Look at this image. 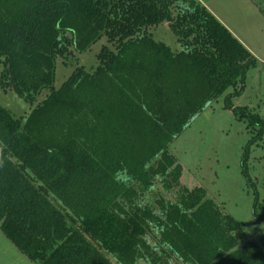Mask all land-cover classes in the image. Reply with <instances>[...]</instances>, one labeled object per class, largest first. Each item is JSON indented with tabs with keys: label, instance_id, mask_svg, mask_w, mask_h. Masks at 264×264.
<instances>
[{
	"label": "trees",
	"instance_id": "16d2710c",
	"mask_svg": "<svg viewBox=\"0 0 264 264\" xmlns=\"http://www.w3.org/2000/svg\"><path fill=\"white\" fill-rule=\"evenodd\" d=\"M164 23L179 50L150 33ZM103 37L98 68L56 90L58 60ZM258 63L198 0H0L2 88L50 90L24 119L0 105V230L39 264H264V235L184 187L169 151Z\"/></svg>",
	"mask_w": 264,
	"mask_h": 264
},
{
	"label": "rangeland",
	"instance_id": "374dc122",
	"mask_svg": "<svg viewBox=\"0 0 264 264\" xmlns=\"http://www.w3.org/2000/svg\"><path fill=\"white\" fill-rule=\"evenodd\" d=\"M198 1L229 31L239 33L241 42L252 49L247 47L259 63L249 71L241 95L227 103V96L233 92L230 89L210 104L171 143L169 151L183 168L181 184L188 189L204 188L210 198L242 224L247 241L260 242L264 221H257L254 212L258 200L256 213L264 214V132L251 124L249 114L264 119V13L251 0ZM254 1H260L264 7L263 1ZM150 33L155 41L165 43L174 51L180 49L178 38L167 23L152 27ZM104 46L110 47L106 37L86 52L74 51L67 60L60 58L54 88L60 89L82 68L94 72L100 65L99 56ZM2 69L0 66V105L16 119H24L50 90H44L32 105L12 88H2ZM0 264L39 263L25 256L0 230Z\"/></svg>",
	"mask_w": 264,
	"mask_h": 264
},
{
	"label": "crops",
	"instance_id": "0c3cea01",
	"mask_svg": "<svg viewBox=\"0 0 264 264\" xmlns=\"http://www.w3.org/2000/svg\"><path fill=\"white\" fill-rule=\"evenodd\" d=\"M251 1L254 2V0H251ZM254 3H255V2H254ZM251 4H252V3H251ZM254 5H255V7L257 8V5H256V4H254ZM257 9H259V8H257ZM232 33L235 34L234 36H235V37L237 36L238 38H237V37H236V38L239 39L240 41L243 40V39L240 37L239 33H237V31H236V32H235V31H232ZM247 47H248L249 49H251L249 46H247ZM251 50H252V49H251ZM251 50H250V51H251ZM251 52H252V51H251ZM252 53H253V52H252Z\"/></svg>",
	"mask_w": 264,
	"mask_h": 264
}]
</instances>
